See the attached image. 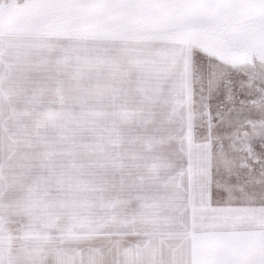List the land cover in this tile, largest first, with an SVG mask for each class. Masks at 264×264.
<instances>
[{
    "label": "rangeland",
    "instance_id": "1",
    "mask_svg": "<svg viewBox=\"0 0 264 264\" xmlns=\"http://www.w3.org/2000/svg\"><path fill=\"white\" fill-rule=\"evenodd\" d=\"M134 33L185 44L191 246L97 186V44ZM0 264H264V0H0Z\"/></svg>",
    "mask_w": 264,
    "mask_h": 264
},
{
    "label": "crops",
    "instance_id": "2",
    "mask_svg": "<svg viewBox=\"0 0 264 264\" xmlns=\"http://www.w3.org/2000/svg\"><path fill=\"white\" fill-rule=\"evenodd\" d=\"M100 40L105 38L97 41ZM105 41L111 44H97L99 57L103 52L111 57L120 53L123 57L113 58L114 62L98 73L96 126L128 130L124 139L121 136L116 141L113 134L103 140L111 145L105 146V164L101 165L104 144L101 149L99 146L97 186L101 185L100 178L102 182L106 180L103 185L111 189L112 196L127 170V175L135 177H127L129 189L123 192L126 198L119 203L128 218L139 224L138 229H143L144 234L160 239L164 230L172 238L173 233L182 235L188 231L186 239L191 246L195 210L189 158L194 128L189 121L185 44L136 33L123 40ZM132 187L135 193L130 190ZM213 188L211 184L208 198L216 196ZM167 233L166 237L171 238ZM181 238L185 247V238Z\"/></svg>",
    "mask_w": 264,
    "mask_h": 264
},
{
    "label": "snow or ice",
    "instance_id": "3",
    "mask_svg": "<svg viewBox=\"0 0 264 264\" xmlns=\"http://www.w3.org/2000/svg\"><path fill=\"white\" fill-rule=\"evenodd\" d=\"M221 2H226V0H221Z\"/></svg>",
    "mask_w": 264,
    "mask_h": 264
}]
</instances>
